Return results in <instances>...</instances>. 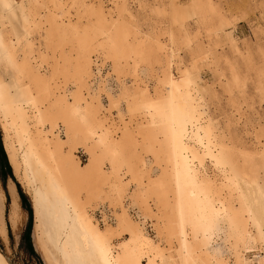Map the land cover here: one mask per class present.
<instances>
[{
  "label": "bare ground",
  "instance_id": "obj_1",
  "mask_svg": "<svg viewBox=\"0 0 264 264\" xmlns=\"http://www.w3.org/2000/svg\"><path fill=\"white\" fill-rule=\"evenodd\" d=\"M130 1L105 9L86 0H0V130L30 197L36 251L44 264H229L211 251L222 233L233 264H264L260 253L248 256L252 230H264V130L253 149L216 134L202 110L199 65L220 59L194 43L185 20L207 40L223 32L240 54L235 24L213 0H168L151 9L156 19L144 30ZM15 22L21 38L5 27ZM223 59L230 100L246 76ZM106 64L116 91L99 77ZM254 71L264 101V67ZM206 158L227 168L221 181L200 173ZM8 195L6 209L0 190L4 240L6 216L16 237L24 219L13 182ZM0 264H9L1 252Z\"/></svg>",
  "mask_w": 264,
  "mask_h": 264
},
{
  "label": "rangeland",
  "instance_id": "obj_2",
  "mask_svg": "<svg viewBox=\"0 0 264 264\" xmlns=\"http://www.w3.org/2000/svg\"><path fill=\"white\" fill-rule=\"evenodd\" d=\"M86 1L92 3L94 6L100 5L105 9L114 8V0ZM213 1H215L217 5L219 13L235 24L232 28L231 34L232 37L237 41L241 53L238 54L230 51L228 40H226L224 37L222 38L223 32L219 33V37L212 36L207 40L208 37L205 35V31L203 29L197 31V26L194 24V20L192 18H187V20H185V24L187 26L186 30L189 32L190 38L194 40V43L196 42L195 44H203L205 49L207 48L211 51L214 50L215 55L218 54L220 59L218 60V64L215 66L212 63V65L209 64L211 62L209 59L208 63H206L207 61H204V64L199 65V68H201L199 70V74H201L200 77L202 79L199 90L202 110L205 117L210 119V121L215 124L217 130H215L216 134L219 136L224 135V140L228 137V140L226 139L228 141L227 144H236L235 141H237V143H241L236 144L238 147L241 145V147L246 146L249 149H253L255 145L252 143L251 138L255 133L264 130V101L259 100V95L253 86L256 77L254 68L264 67V58L260 54V51L264 50V0ZM168 2V0H133L132 2L130 1V7L132 8V13L136 15L138 23L141 25V27L144 30H148L154 25L153 21L156 19V16L151 12V9L167 7ZM165 22L166 19H164V23ZM5 27L7 30L12 32L15 39L22 37V31L17 22L12 25L6 24ZM229 30L230 29H226V31ZM216 40L218 41V44H215ZM178 53L180 54L179 56L183 63L185 65H189L190 59L187 50L183 46H180ZM223 58H227V61L229 62H236V64L240 66L239 68L241 72H244V75L246 76L245 85L242 89L243 91H234L230 97V100L228 98L229 94L223 91L221 86L223 84L224 78L219 76V73H221L220 68L225 67L224 62L226 60L224 61ZM248 60L253 65L251 70H247L245 67ZM92 68L93 72H95V68ZM109 71V66L106 64V66L102 67L99 77H101L100 79L102 80V84H104L106 88L116 91V83L114 79L108 74L110 73ZM246 71L248 72L246 73ZM96 76L98 77V75ZM98 78L92 79L93 87H95L100 82ZM101 93L103 94H101V100L103 104H106L105 93ZM121 108L124 113H127L124 106H121ZM113 115L114 117L116 116L115 111H113ZM259 140L263 142L264 139L260 137ZM0 142L3 147L1 130ZM76 155L81 161H85L86 156L82 151L79 150ZM225 168L226 167H224V169ZM226 169L222 170L221 166H215L208 158H206L202 166H199V170L202 175H205L209 178H214L216 181L218 180V182L219 180H222V176L228 174ZM261 174H264L263 171H261ZM13 177L14 179L10 175H7L6 179L4 180L3 173L0 172V186L3 187L1 189L5 195V206L6 209L9 208V195L6 186L7 182L12 180L15 187L17 188V193L19 187L25 195V203L22 202V199L19 196V204L24 215V219L16 237L6 216L7 236L6 240L0 236V252L3 254L9 264H44L43 259H41V255L36 251L33 244V213H31V225L30 228H28L30 214L27 206H30L32 212L30 197L25 188L18 182L16 177L14 175ZM7 196L8 204H6ZM131 214H133V211H131ZM96 216L101 218L99 211L96 212ZM146 228L149 233L153 235L149 223L146 224ZM27 230H29L31 244L35 251V255L30 254L27 249L24 239ZM219 234V238H217V236H214L215 238L213 237V241L211 242V251L215 255L222 256L228 261L229 264H233V257L229 254L227 249L228 244L225 242L222 233ZM252 235H254L256 241L254 244L252 243L253 247L250 250V253H248V256H250L249 259L257 257L259 253L264 256V230L260 234H257L255 230H252ZM261 236L262 238L259 239Z\"/></svg>",
  "mask_w": 264,
  "mask_h": 264
},
{
  "label": "trees",
  "instance_id": "obj_3",
  "mask_svg": "<svg viewBox=\"0 0 264 264\" xmlns=\"http://www.w3.org/2000/svg\"><path fill=\"white\" fill-rule=\"evenodd\" d=\"M0 172L3 173V179L5 180L6 179V176L7 175H10L13 179V175H12V172H11V168H10V165L7 161V157H6V154L4 152V149L2 147V144L0 142ZM18 185V183H17ZM19 186V185H18ZM18 193H19V196L21 197L22 199V202H26V199H25V195L24 193L21 191V189L18 187ZM6 204H8V196H7V199H6ZM28 207V211H29V222H28V228H30V225H31V208L30 206H27ZM25 242H26V245H27V249L28 251L30 252V254H33L35 255V251L32 247V244H31V239H30V234H29V230H27L26 234H25Z\"/></svg>",
  "mask_w": 264,
  "mask_h": 264
},
{
  "label": "crops",
  "instance_id": "obj_4",
  "mask_svg": "<svg viewBox=\"0 0 264 264\" xmlns=\"http://www.w3.org/2000/svg\"><path fill=\"white\" fill-rule=\"evenodd\" d=\"M13 181L12 180H9L8 182H7V189H8V186H9V184L10 183H12ZM15 186V185H14ZM1 188H3L2 186H0V190H1ZM17 188L15 187V190H16ZM2 192H3V190H2ZM16 192H17V190H16ZM17 195H18V193H17ZM18 201H19V195H18Z\"/></svg>",
  "mask_w": 264,
  "mask_h": 264
}]
</instances>
